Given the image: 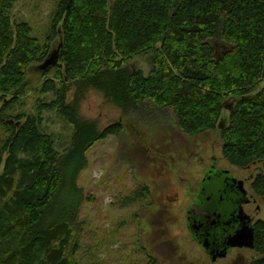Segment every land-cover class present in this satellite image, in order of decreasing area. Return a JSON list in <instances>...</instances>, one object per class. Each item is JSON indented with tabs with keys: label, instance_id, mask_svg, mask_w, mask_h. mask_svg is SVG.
I'll return each instance as SVG.
<instances>
[{
	"label": "trees",
	"instance_id": "trees-1",
	"mask_svg": "<svg viewBox=\"0 0 264 264\" xmlns=\"http://www.w3.org/2000/svg\"><path fill=\"white\" fill-rule=\"evenodd\" d=\"M13 3L0 0V264H76L85 201L78 177L91 148L122 125L100 130L82 119L68 100L74 85L123 114L170 110L188 137L219 131L235 168L264 161V0H61L44 44L12 20ZM60 33L59 63L39 87L54 99L34 115L16 113L28 68L45 62ZM142 55H150L148 76L129 69ZM47 109L72 127L63 153L41 128ZM252 190L264 199V174ZM147 194L141 188L128 201ZM253 245L249 264H264V221Z\"/></svg>",
	"mask_w": 264,
	"mask_h": 264
},
{
	"label": "rangeland",
	"instance_id": "rangeland-1",
	"mask_svg": "<svg viewBox=\"0 0 264 264\" xmlns=\"http://www.w3.org/2000/svg\"><path fill=\"white\" fill-rule=\"evenodd\" d=\"M60 1L14 0L12 20L28 23L33 36L44 44ZM60 36L52 42L49 56L59 48ZM129 69H140L148 76L150 55L133 58ZM27 72L30 86L16 113L34 115L40 103H51L54 97L40 93L45 72L39 66H30ZM68 100L82 119L96 122L100 130L122 125L118 136L91 148L78 177L85 201L79 215L76 264H249L254 259L256 254L247 241L227 259L212 263L192 239L188 213L211 164L247 180L251 188L254 177L264 174V161L248 169L231 166L222 156L219 131L188 137L170 110L158 112L148 106L123 114L100 92L77 85L72 86ZM41 128L63 153L72 127L47 109L41 115ZM2 138L0 133V144ZM141 188L147 189V197L133 204L128 201ZM258 201V219L264 221V199Z\"/></svg>",
	"mask_w": 264,
	"mask_h": 264
},
{
	"label": "flooded vegetation",
	"instance_id": "flooded-vegetation-1",
	"mask_svg": "<svg viewBox=\"0 0 264 264\" xmlns=\"http://www.w3.org/2000/svg\"><path fill=\"white\" fill-rule=\"evenodd\" d=\"M234 181H236V183ZM253 181L250 186L251 188H248L247 180H240L234 177L229 171L220 170L216 163L211 164V167L206 171L199 189V194L204 195V197L202 199V196L199 198L197 196L193 201L190 207V210L193 211H189L188 221L199 222L200 229L196 231L195 234H191L192 239L201 247L212 263H215L219 259L225 260L232 255L233 252L238 251L239 248H227L226 243L237 231L244 227L245 223L246 226L254 229L255 233L257 222L263 221L258 219L261 212L258 215H254L244 210L252 206L253 199L259 204L261 210V205L258 201L259 197L254 194L252 190ZM240 184L242 187H239ZM215 189H217L216 196L221 202L228 204L230 210H226L214 223L213 221L215 218L213 217V213L206 210V206L211 204V202L208 201L210 198L209 196L213 195V190ZM208 191L211 192L209 195ZM198 200L201 203L198 202ZM241 211H245L244 213H247V216L242 215ZM204 243H207L210 253L212 251L213 254H211V256L209 252L203 248ZM224 250H226L227 255L222 258L219 255H221Z\"/></svg>",
	"mask_w": 264,
	"mask_h": 264
},
{
	"label": "water",
	"instance_id": "water-1",
	"mask_svg": "<svg viewBox=\"0 0 264 264\" xmlns=\"http://www.w3.org/2000/svg\"><path fill=\"white\" fill-rule=\"evenodd\" d=\"M59 52H60V47L54 51L46 60L45 62L39 66V69L43 72L48 71L51 67L56 66L59 63ZM225 109L231 111L232 107L231 106H225ZM220 129H223V123L219 126ZM236 183V181H234ZM239 187H242L241 184ZM217 189L213 190V195L209 196V202H211V204H209L208 206H206V210H209L210 212L213 213V217L215 218V220L213 221L215 223V221H217L216 219H219L221 215H223L225 213L226 210H230V206L228 204H225V202H221L220 199L216 196L217 195ZM211 192L208 191V195ZM202 196V199L204 197V195H198V198ZM198 202H200L198 200ZM201 203V202H200ZM229 206V207H228ZM209 208V209H208ZM191 209V208H190ZM189 209V210H190ZM246 212H249L250 214H254V215H258L260 214L261 210H260V206L259 204L253 199L252 200V206L249 209H244ZM193 211V210H190ZM245 211H241L242 215H246L247 213H244ZM219 214V216H218ZM193 215L195 216V214L193 213ZM196 217V216H195ZM195 220V219H194ZM198 221H188V229L190 230L191 234H195L196 231H198L200 229V226L198 224ZM253 240H254V229L249 228L248 226H246V223L244 225L243 228H241L239 231H237L226 243V247L227 248H239V247H243L247 242H250V246L251 249L253 250L254 245H253ZM203 248L206 249L209 252V255L211 256L212 251L210 253L209 248L207 246V243L203 244ZM227 253L226 250L222 251L221 256L226 257ZM214 260V258H213Z\"/></svg>",
	"mask_w": 264,
	"mask_h": 264
}]
</instances>
